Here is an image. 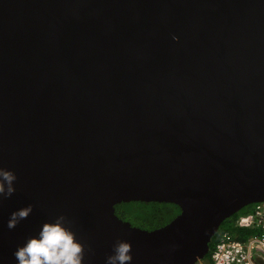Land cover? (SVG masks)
<instances>
[{
  "label": "water",
  "instance_id": "1",
  "mask_svg": "<svg viewBox=\"0 0 264 264\" xmlns=\"http://www.w3.org/2000/svg\"><path fill=\"white\" fill-rule=\"evenodd\" d=\"M0 168V264L61 217L83 264L203 259L264 200V0H0ZM129 201L180 211L143 229Z\"/></svg>",
  "mask_w": 264,
  "mask_h": 264
},
{
  "label": "clouds",
  "instance_id": "2",
  "mask_svg": "<svg viewBox=\"0 0 264 264\" xmlns=\"http://www.w3.org/2000/svg\"><path fill=\"white\" fill-rule=\"evenodd\" d=\"M16 175L11 169L0 168V193H11ZM27 209L18 210L11 216L26 218ZM45 222L40 226L39 232L29 237L21 246H18L13 255L17 264H83L84 246L76 238L74 231L61 222ZM18 221L10 219L8 227L12 228ZM131 246L121 241L112 248L106 257V264H131Z\"/></svg>",
  "mask_w": 264,
  "mask_h": 264
},
{
  "label": "built area",
  "instance_id": "3",
  "mask_svg": "<svg viewBox=\"0 0 264 264\" xmlns=\"http://www.w3.org/2000/svg\"><path fill=\"white\" fill-rule=\"evenodd\" d=\"M235 225L257 228L259 232L240 240L224 231L211 250L210 257H204L195 264H264V200L254 203L249 213L239 215Z\"/></svg>",
  "mask_w": 264,
  "mask_h": 264
},
{
  "label": "trees",
  "instance_id": "4",
  "mask_svg": "<svg viewBox=\"0 0 264 264\" xmlns=\"http://www.w3.org/2000/svg\"><path fill=\"white\" fill-rule=\"evenodd\" d=\"M253 205L254 204H250L241 208L240 211L234 213L221 223L217 233L210 242V249L206 258L210 257L211 250L224 231L230 232L240 240H246L249 236L259 232L257 228H245L235 225V220L238 216L249 213L253 209ZM115 211L121 218L130 221L132 225L143 229H154L169 222L179 213L180 208L176 204L170 202L129 201L116 204Z\"/></svg>",
  "mask_w": 264,
  "mask_h": 264
},
{
  "label": "bare ground",
  "instance_id": "5",
  "mask_svg": "<svg viewBox=\"0 0 264 264\" xmlns=\"http://www.w3.org/2000/svg\"><path fill=\"white\" fill-rule=\"evenodd\" d=\"M244 207H245V206H244ZM252 210H253V209H252ZM252 210H251V211H252Z\"/></svg>",
  "mask_w": 264,
  "mask_h": 264
}]
</instances>
